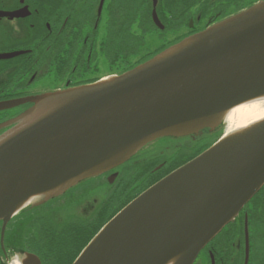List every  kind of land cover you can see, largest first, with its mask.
Here are the masks:
<instances>
[{
    "label": "water",
    "instance_id": "water-1",
    "mask_svg": "<svg viewBox=\"0 0 264 264\" xmlns=\"http://www.w3.org/2000/svg\"><path fill=\"white\" fill-rule=\"evenodd\" d=\"M263 97L264 1L118 77L0 103L33 104L1 126H12L0 136L3 232L33 198H57L158 139L215 132L230 110ZM263 186L264 120L225 133L144 191L73 264H193ZM23 264L41 261L26 254Z\"/></svg>",
    "mask_w": 264,
    "mask_h": 264
},
{
    "label": "flooded vegetation",
    "instance_id": "flooded-vegetation-1",
    "mask_svg": "<svg viewBox=\"0 0 264 264\" xmlns=\"http://www.w3.org/2000/svg\"><path fill=\"white\" fill-rule=\"evenodd\" d=\"M141 1L148 10L143 13L145 21L130 22V0H127L129 22L125 29L119 27L120 0H0V103L118 77L264 0H158L160 26L154 22L153 0ZM32 105L0 110V136L12 127L1 126ZM202 151L194 153L193 146H181L176 153L190 152L186 155L189 162ZM147 163L155 166L153 173L142 179L146 182L158 177L168 164L167 158L160 154L143 164ZM104 175L114 185L120 171L117 168ZM102 184L105 183L71 191L67 196L73 187L47 203L29 206L6 224L4 232V222L0 221V264H11L15 258H26V254H34L41 264H48L44 252L27 242L24 244L21 225L32 218L59 225L91 221L92 217L75 216L61 222L56 216L62 208L80 204ZM193 264H264V186L235 220L200 251Z\"/></svg>",
    "mask_w": 264,
    "mask_h": 264
},
{
    "label": "rangeland",
    "instance_id": "rangeland-1",
    "mask_svg": "<svg viewBox=\"0 0 264 264\" xmlns=\"http://www.w3.org/2000/svg\"><path fill=\"white\" fill-rule=\"evenodd\" d=\"M217 137L218 133L204 130L194 137H182L176 139L161 138L148 144L136 155H134L130 161L118 167V170L120 171V177L114 183V185L110 184L109 180H106L105 175L102 174L84 180L78 184V186L71 189L67 193V196H70L71 191L88 189L89 187H93L98 183H105L102 184V186H100L98 189L94 190V192L91 193L89 197L80 201V204H74L72 206L62 208L59 211V215L56 216V219L63 222V220L73 219L75 216L81 217L82 219H89L92 217L89 219L91 221L87 222L89 225L87 224L86 228L84 229V233L80 236L81 240H85L88 235L96 230V228L102 226L103 223V226L107 223V219L111 216L113 210L117 209L120 204L128 201L129 196L132 197L136 193V189L134 187V181L136 180L135 176L141 171L140 168L143 163L148 162L160 154L164 155L165 158H167V163L170 164L179 158V154H182L176 153L181 146L187 148L193 146L195 153L204 149H208L209 146L211 147L212 144L216 142ZM189 153L190 152H188V154ZM188 154H182L181 157H186ZM140 174L143 175L141 172ZM144 176L145 174L140 178H144ZM139 181L141 180L139 179L137 182ZM141 183H143V181ZM95 200H98L96 205ZM101 204L103 205L101 206ZM90 205L93 206V209L90 207ZM84 206H87V208L84 209ZM105 206L106 208H104ZM28 245L32 246L31 244Z\"/></svg>",
    "mask_w": 264,
    "mask_h": 264
},
{
    "label": "trees",
    "instance_id": "trees-1",
    "mask_svg": "<svg viewBox=\"0 0 264 264\" xmlns=\"http://www.w3.org/2000/svg\"><path fill=\"white\" fill-rule=\"evenodd\" d=\"M144 5L145 3L141 0H130V22H135L136 19H142V21H145L146 16L144 14L147 13L148 10ZM127 10V0H120L119 13L121 17L119 18V27L125 29L129 22ZM179 155V158L176 159L175 162L167 164V167L161 172V174L149 182L144 180L143 183H141L143 178L140 177L144 174L147 175L148 173H153L152 169L155 164L147 163L141 165L140 172L143 175L139 172V174L135 176L136 180L134 181L136 193L132 197L129 196L128 201L120 204L117 211L121 210L130 200L135 199L154 182L190 160L189 157H181L182 154ZM139 179L141 181L137 182ZM109 220L110 218L107 219V222ZM27 221V223L25 222L26 224L24 223L21 225L23 228V234L21 235L22 241L24 244L27 242L28 244H31L32 247L35 246L37 249L42 248V251H44L45 254V262H49L51 264H72L104 224L103 223L102 226L96 228V230L88 235L85 240H81L80 236L84 233V229L88 224L87 222L82 224L70 222L65 225H59L49 220H47L49 223L40 220L36 221L33 218L30 220L28 219Z\"/></svg>",
    "mask_w": 264,
    "mask_h": 264
},
{
    "label": "bare ground",
    "instance_id": "bare-ground-1",
    "mask_svg": "<svg viewBox=\"0 0 264 264\" xmlns=\"http://www.w3.org/2000/svg\"><path fill=\"white\" fill-rule=\"evenodd\" d=\"M262 120H264V97L250 101V102L245 103V104H242V105L235 107L232 110H230L226 116L224 133L229 135L230 133L245 129V128L251 126L252 124H255V123L262 121ZM217 133H218L219 138L223 137L219 131H217ZM40 202H42V203H40ZM45 202L47 203L48 201H45L42 198H37V199L33 198L32 200H30V203L27 206H25L22 210H24L25 208H27L29 206L31 207V206H35V205H40V204H43ZM131 202H132V200H130L119 211H117V209L113 210V212L109 218L111 220L114 219ZM38 203H40V204H38ZM38 251H42V248L39 249ZM42 252H44V251H42ZM24 260H25V258H22V259L21 258H15L14 260L11 261V264H23Z\"/></svg>",
    "mask_w": 264,
    "mask_h": 264
}]
</instances>
